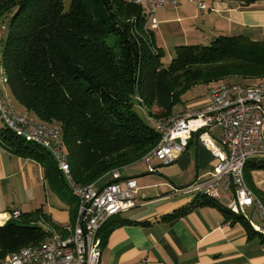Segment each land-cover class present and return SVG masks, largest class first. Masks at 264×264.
<instances>
[{
    "label": "trees",
    "instance_id": "trees-1",
    "mask_svg": "<svg viewBox=\"0 0 264 264\" xmlns=\"http://www.w3.org/2000/svg\"><path fill=\"white\" fill-rule=\"evenodd\" d=\"M222 1L247 8L264 0ZM4 14H11L0 41L6 88L17 107L61 127L76 184L98 183L141 161L159 140L147 117L174 116L173 109L193 87L227 78H264V40L245 36L175 46L164 67L145 10L123 0H70L67 10L63 0H0ZM110 35L112 45L105 42ZM137 104L146 110L145 120ZM3 130L13 152L38 161L46 172L53 169L55 162L42 148ZM249 169H264V160L246 163L245 180ZM104 225L98 233L101 245L113 228ZM44 226L62 232L41 209L0 226V259L44 242Z\"/></svg>",
    "mask_w": 264,
    "mask_h": 264
},
{
    "label": "crops",
    "instance_id": "crops-1",
    "mask_svg": "<svg viewBox=\"0 0 264 264\" xmlns=\"http://www.w3.org/2000/svg\"><path fill=\"white\" fill-rule=\"evenodd\" d=\"M201 1L205 10L187 1L176 8L157 9L154 30L173 37L170 42L174 46L202 45L218 36L264 40V1L247 8L222 0ZM3 89L9 94L6 86ZM204 104L205 99L189 110ZM3 128L0 121V215L41 209L61 229L70 226L78 201L56 164L46 172L38 161L13 152L3 141ZM209 132L218 138L217 129ZM216 163L193 137L174 162L160 165L152 161L155 173H149L142 161L123 167L120 182L134 179L137 184L135 207L105 223L104 227L113 228L101 245L99 264H264L262 235L249 221L255 226L262 223L251 210L247 219L240 216L238 220L223 211L230 194L206 202L192 193L177 192L208 177ZM246 180L253 193L264 200V169L247 170ZM111 181L107 176L97 185L102 188Z\"/></svg>",
    "mask_w": 264,
    "mask_h": 264
},
{
    "label": "built area",
    "instance_id": "built-area-1",
    "mask_svg": "<svg viewBox=\"0 0 264 264\" xmlns=\"http://www.w3.org/2000/svg\"><path fill=\"white\" fill-rule=\"evenodd\" d=\"M142 7L147 23L156 29V10L164 6L178 7L183 1L195 0H123ZM200 10L206 9L203 1L197 2ZM6 79H0V121L5 129L25 143L37 145L47 152L67 181L72 195L77 199L74 222L62 232L44 226L48 236L38 245H29L0 259V264H99L101 241L98 233L102 226L120 213L135 207L137 184L134 179L120 182L119 171L110 173L112 181L102 188L97 183L76 184L58 125L42 123L20 109L12 97L4 92ZM139 105L142 101L136 98ZM147 122L159 134L155 147L141 161L149 173H155L152 161L168 165L184 154L188 142L197 141L217 159L208 177L195 181L177 192L192 193L197 197L216 201L230 194L227 210L247 219V211L262 223L252 228L264 236V200L249 188L244 169L248 161L264 160V78L254 83H222L210 88L205 104L198 110L168 119L147 117ZM218 130V138L210 134ZM2 222L20 216L18 211L9 212ZM147 261V260H146Z\"/></svg>",
    "mask_w": 264,
    "mask_h": 264
},
{
    "label": "rangeland",
    "instance_id": "rangeland-1",
    "mask_svg": "<svg viewBox=\"0 0 264 264\" xmlns=\"http://www.w3.org/2000/svg\"><path fill=\"white\" fill-rule=\"evenodd\" d=\"M198 1L200 0H195L194 2H192V4L197 6ZM69 4H70V0H63V6L65 10L68 9ZM10 18H11V14L0 15V41L3 40L6 36L7 25L10 21ZM160 30L161 29H159V31ZM168 30L171 31L172 29L169 28ZM159 31L157 32L156 30H154L155 40H156V45L163 50L164 56L161 59V63L163 64L164 67H166L169 64L170 60L174 57V47L175 46L174 44L170 42V40H173V37L166 36L165 34L164 36H161L163 33ZM105 42L108 45H112L114 42V37L111 35L108 36L107 38H105ZM209 43L210 42H203L202 45H208ZM1 48L2 47L0 46V59H1ZM1 76H2V69L0 66V79H1ZM259 79H262V78H259ZM256 80H258V78H253V79L252 78L251 79L227 78V79L219 80L216 82H212L208 85H197L193 87L191 90H189L185 95L182 96V102L178 104L177 106H175V108L173 109L174 116L184 113L185 109L198 107V103H200L201 100L205 99L207 91L214 86H217L222 83H227V82H233V83H238V84H245V83L251 84V83H254ZM135 109L140 115V117L143 120H145L146 110L142 109L141 106H139L138 104L135 107ZM153 111H156V108H154ZM221 202L227 203L226 200H222Z\"/></svg>",
    "mask_w": 264,
    "mask_h": 264
},
{
    "label": "bare ground",
    "instance_id": "bare-ground-1",
    "mask_svg": "<svg viewBox=\"0 0 264 264\" xmlns=\"http://www.w3.org/2000/svg\"><path fill=\"white\" fill-rule=\"evenodd\" d=\"M4 218H5V215H0V225L2 224Z\"/></svg>",
    "mask_w": 264,
    "mask_h": 264
}]
</instances>
